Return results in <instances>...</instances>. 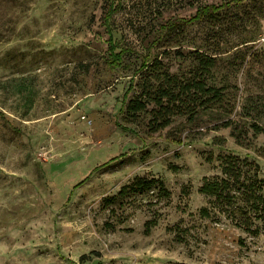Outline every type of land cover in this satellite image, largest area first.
<instances>
[{
    "label": "rangeland",
    "instance_id": "rangeland-1",
    "mask_svg": "<svg viewBox=\"0 0 264 264\" xmlns=\"http://www.w3.org/2000/svg\"><path fill=\"white\" fill-rule=\"evenodd\" d=\"M164 1L161 16L159 0H124L108 26L105 0H0V264H264V230L247 233L199 191L227 152L264 172V133L250 126L264 127V0H203L229 6L161 39V23L198 6ZM111 30L130 49L118 65ZM150 48L179 73L194 66L180 52L215 56L226 111L155 133L148 114L126 123L122 98ZM23 76L31 104L7 83ZM228 118L243 145L213 129ZM136 176L161 179L170 196L109 204Z\"/></svg>",
    "mask_w": 264,
    "mask_h": 264
},
{
    "label": "trees",
    "instance_id": "trees-1",
    "mask_svg": "<svg viewBox=\"0 0 264 264\" xmlns=\"http://www.w3.org/2000/svg\"><path fill=\"white\" fill-rule=\"evenodd\" d=\"M105 1L107 4L105 20L109 26L110 18L123 9L124 0ZM188 2L198 5L196 12L188 18L170 17L166 19L160 24L161 39L177 29L182 30L188 24L219 15L224 8L229 6L228 3L204 4L203 0H189ZM165 4L164 0H159V6L163 8ZM164 8H158L159 15L163 16ZM151 50L152 48L149 49L148 54L141 55V64L134 71L123 95L121 112L124 114L126 123L140 122L141 115L148 114L149 119L145 123L146 130L148 133H155L171 126L177 117L194 122L200 112L226 111V88L213 81L215 56L200 50L180 52L179 55L182 57L188 55L193 60L194 66L187 72L179 73L171 70L160 52L152 54ZM109 51L111 62L116 65L130 51L128 48L119 46L112 30L109 31ZM28 80V76L13 77L7 83L17 84L16 91L24 94L31 104L33 87L28 89L25 84ZM250 126L255 133H264V127L258 124L254 123ZM221 127L231 128L230 132L235 141L239 145L244 144L247 132L244 133L237 127V121L228 118L218 123L213 129ZM218 160L221 174L212 177L205 176L199 191L209 197L213 208H217L236 226L249 234L260 235L264 230V172L260 164L250 159L249 156L240 157L232 152L220 155ZM154 188L158 189V196L169 197L171 194L161 179L136 176L132 181L123 185L116 195L110 197L109 204L118 197L142 193ZM199 211L202 216L211 217L208 207H202ZM256 221L259 223L255 224Z\"/></svg>",
    "mask_w": 264,
    "mask_h": 264
}]
</instances>
